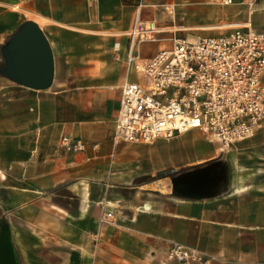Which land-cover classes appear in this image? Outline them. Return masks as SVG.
I'll return each mask as SVG.
<instances>
[{
    "label": "crops",
    "instance_id": "crops-1",
    "mask_svg": "<svg viewBox=\"0 0 264 264\" xmlns=\"http://www.w3.org/2000/svg\"><path fill=\"white\" fill-rule=\"evenodd\" d=\"M137 12L167 31L160 36L209 37L243 25L264 31V0L252 15L242 0L227 7L218 0H0V69L1 48L26 21L40 28L53 59L47 90L0 75V219L19 263L176 264L166 253L179 244L210 264H264V129L224 152L197 132L184 134L177 138L192 136L209 149L151 172L138 165L148 147L113 142L121 86L136 80L126 33ZM169 48L161 39L132 54L146 60ZM63 136L81 140L85 151L62 149ZM217 159L229 181L216 198L173 193L171 180L192 171L146 180ZM106 212L114 217L101 224Z\"/></svg>",
    "mask_w": 264,
    "mask_h": 264
},
{
    "label": "built area",
    "instance_id": "built-area-1",
    "mask_svg": "<svg viewBox=\"0 0 264 264\" xmlns=\"http://www.w3.org/2000/svg\"><path fill=\"white\" fill-rule=\"evenodd\" d=\"M218 1L225 7L234 4ZM242 2L252 15L258 0ZM165 32L153 21H141L137 12L126 33L128 64L136 80L121 86L114 143L152 144L197 132L224 152L264 129V31L243 25L216 36L191 38L168 31L169 49L146 60L132 54L143 43L160 41ZM60 147L75 153L86 149L81 140L66 136ZM113 217L106 212L100 222ZM166 259L176 264L211 263L200 251L179 244L169 247Z\"/></svg>",
    "mask_w": 264,
    "mask_h": 264
},
{
    "label": "water",
    "instance_id": "water-1",
    "mask_svg": "<svg viewBox=\"0 0 264 264\" xmlns=\"http://www.w3.org/2000/svg\"><path fill=\"white\" fill-rule=\"evenodd\" d=\"M1 55L4 60L0 69L1 76L36 91L47 90L51 86V49L44 34L34 22H24L1 48ZM228 172L224 162H215L172 179V191L180 198L192 200L219 197L228 190ZM0 264H20L11 241L9 227L1 219Z\"/></svg>",
    "mask_w": 264,
    "mask_h": 264
},
{
    "label": "rangeland",
    "instance_id": "rangeland-1",
    "mask_svg": "<svg viewBox=\"0 0 264 264\" xmlns=\"http://www.w3.org/2000/svg\"><path fill=\"white\" fill-rule=\"evenodd\" d=\"M171 34H166L165 36H159L160 41L163 40L164 43H169V37ZM156 43V42H155ZM252 139V138H251ZM141 146L148 147L145 151L144 159L139 162V167L141 170H146L151 172L154 168L169 167L171 165L157 166L161 164L171 163L178 161L181 158H184L190 153H197L201 149H209V145L203 142H200L197 139H194L192 136H183L177 139H173L170 142L166 143H152L144 144ZM219 146V145H218ZM150 147V148H149ZM116 151L120 154L129 153L127 148H116ZM219 156H222L220 154ZM138 163V162H137ZM135 170L134 168L131 169Z\"/></svg>",
    "mask_w": 264,
    "mask_h": 264
},
{
    "label": "trees",
    "instance_id": "trees-1",
    "mask_svg": "<svg viewBox=\"0 0 264 264\" xmlns=\"http://www.w3.org/2000/svg\"><path fill=\"white\" fill-rule=\"evenodd\" d=\"M216 161H218V159L217 160H212V161H209V162L197 165V166L180 169V170L167 169V170L158 172L156 174V176L153 177V178L148 177L146 180H147V182H149V181H153V180H156V179L172 178V177H175L176 175H179V174H182V173H185V172H189V171H193V170H196V169H199V168H203V167L208 166V165H210V164H212V163H214Z\"/></svg>",
    "mask_w": 264,
    "mask_h": 264
},
{
    "label": "bare ground",
    "instance_id": "bare-ground-1",
    "mask_svg": "<svg viewBox=\"0 0 264 264\" xmlns=\"http://www.w3.org/2000/svg\"><path fill=\"white\" fill-rule=\"evenodd\" d=\"M189 38H191V37H189Z\"/></svg>",
    "mask_w": 264,
    "mask_h": 264
}]
</instances>
